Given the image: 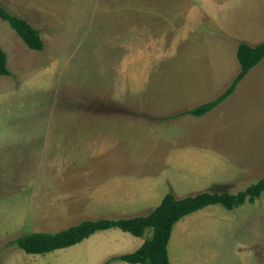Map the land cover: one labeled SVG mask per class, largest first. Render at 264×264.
Wrapping results in <instances>:
<instances>
[{
	"label": "rangeland",
	"instance_id": "374dc122",
	"mask_svg": "<svg viewBox=\"0 0 264 264\" xmlns=\"http://www.w3.org/2000/svg\"><path fill=\"white\" fill-rule=\"evenodd\" d=\"M0 3L45 42L32 50L0 17L12 72L0 75V264H107L131 252L134 234L99 230L83 240H94L86 252L81 241L28 254L13 241L123 219L119 212L146 207L144 195L236 194L264 177V59L211 112L169 118L231 85L239 44L264 41V0ZM111 133L115 146L100 147ZM169 255L173 264H264V192L185 216Z\"/></svg>",
	"mask_w": 264,
	"mask_h": 264
},
{
	"label": "trees",
	"instance_id": "16d2710c",
	"mask_svg": "<svg viewBox=\"0 0 264 264\" xmlns=\"http://www.w3.org/2000/svg\"><path fill=\"white\" fill-rule=\"evenodd\" d=\"M0 17L17 31L29 48L36 51L45 49L41 30L33 26L26 18L10 13L1 3ZM237 58L241 65V71L224 92L211 101L169 116V118L187 114L204 116L222 104L235 92L239 83L250 70L264 59V41L255 46L247 42H241L238 46ZM11 74L12 72L8 68V55L0 46V75L9 76ZM262 192H264V177L236 194L202 192L195 196L179 199L175 193L169 191L160 205L147 215L117 220H85L80 224L57 232L26 234L14 240L13 244L28 254H46L79 243L99 230L120 227L135 236L145 237L146 231L150 229L152 231L151 237L145 238V242L140 248L118 258H113L107 264L116 259L134 264H172L169 255V242L174 225L179 220L209 205L221 204L229 210L235 209L246 201L255 202Z\"/></svg>",
	"mask_w": 264,
	"mask_h": 264
},
{
	"label": "crops",
	"instance_id": "0c3cea01",
	"mask_svg": "<svg viewBox=\"0 0 264 264\" xmlns=\"http://www.w3.org/2000/svg\"><path fill=\"white\" fill-rule=\"evenodd\" d=\"M197 12H199V11H197ZM196 13V11H191V14H195ZM200 14V16H201V13H199ZM198 14V15H199ZM100 135H102V136H100V138H97V140H96V142L97 143H99V145H100V147H102V148H106L107 146H109L110 144H111V146L112 147H114L115 146V144H116V139H117V137L115 136V134L114 133H111V134H100ZM104 135H106V136H104ZM116 138V139H115ZM119 138V137H118ZM121 139V138H120ZM125 143H123V145H124ZM156 189V187L154 186L153 188H152V190H155ZM145 191H147V188H145L144 189V192ZM136 195V194H135ZM158 195H160V197H162L163 195H161V194H158ZM165 195V194H164ZM137 196H142V194L141 193H139ZM144 198H146L149 202H148V204L146 205V207H139V208H137V206H134V207H132L131 208V212L130 213H125L124 215H120L121 213L119 212V214H118V216L119 217H122V218H134V217H138V216H144V215H147V214H149V213H151L156 207H158L159 205H160V203L162 202V200H163V198L161 199V200H159V201H153L152 199H151V197H148V196H145L144 195ZM252 203V202H251ZM137 205V204H136ZM128 208V204L126 203H124L123 204V206H121L120 207V210H126ZM117 216V217H118ZM117 219V218H116ZM118 235H120L121 236V233H119L117 230H115V229H113ZM103 231H106V230H103ZM103 231H100V232H102L103 233ZM93 238V237H92ZM92 238L91 239H89V240H85V241H83V243H80V244H78V245H82V246H84V248H82L85 252L86 251H90L91 249H92V246H95V244H94V240H92ZM140 238H144V237H136V236H130V238H129V241L128 242H131L132 243V245H128L127 243H125V245H124V247H126V248H131V249H124L125 251H131V252H133V251H136L143 243H141V240H140ZM145 241V240H144ZM77 245V246H78ZM86 245H88V246H86ZM115 252V251H114ZM120 251L118 250L117 251V254H120V253H123V252H120ZM130 252V253H131ZM110 253H112V252H110ZM110 253H108V254H110ZM107 254V255H108ZM106 257V256H105ZM98 259H100V258H98ZM171 259V258H170ZM171 263L173 264V261H171ZM129 264V263H128Z\"/></svg>",
	"mask_w": 264,
	"mask_h": 264
}]
</instances>
